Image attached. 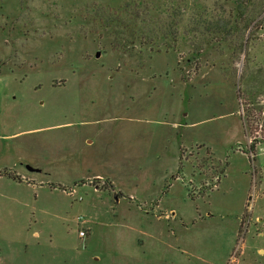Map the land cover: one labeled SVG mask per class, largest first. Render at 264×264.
I'll list each match as a JSON object with an SVG mask.
<instances>
[{
    "label": "rangeland",
    "instance_id": "obj_1",
    "mask_svg": "<svg viewBox=\"0 0 264 264\" xmlns=\"http://www.w3.org/2000/svg\"><path fill=\"white\" fill-rule=\"evenodd\" d=\"M125 1L0 0V264H264L236 85L264 79V10L246 27L238 0H188L198 31L150 49L103 27Z\"/></svg>",
    "mask_w": 264,
    "mask_h": 264
},
{
    "label": "trees",
    "instance_id": "obj_2",
    "mask_svg": "<svg viewBox=\"0 0 264 264\" xmlns=\"http://www.w3.org/2000/svg\"><path fill=\"white\" fill-rule=\"evenodd\" d=\"M188 5V0H165L156 6L153 5V2L147 3V1L143 0L141 2L125 1L123 5L116 9L103 6V27L111 29L115 39H121L119 42L134 44L132 41L140 39L141 45L149 44L150 49H153V43H155V47H158L160 46L158 41H161L166 48H174V44L179 41L181 35H187L190 31L196 33L199 29V26L197 29L191 26L187 28L188 30H181L180 25L184 19L185 11L188 9ZM263 10L264 0H238L235 6V16L246 21V27H249V23L260 16ZM129 12L131 14L127 17L126 14ZM210 17L213 21L211 22L213 24L210 26L213 27L210 28L209 32L220 33L224 31L226 34L229 33L232 23L229 25V22L225 21V18H222L223 16L221 15ZM237 22L238 19L234 18V23ZM234 25L238 27L237 24ZM142 37L146 39L145 42ZM128 38L131 41H128ZM224 39L225 37H223L222 41ZM167 40L174 44L168 46L169 44H165ZM251 81H254V88L250 86ZM256 81H261L264 84V79L259 75V69L248 68L244 73L243 71L241 72L238 83L235 82L236 85L238 84L237 98L240 99L242 106L241 120L244 134L250 139L246 150L249 153L251 161H254L256 158L258 146L264 143V98H262L264 97V88H258ZM224 163L220 169L218 181H220L221 177L225 176V171L229 164L227 160ZM180 171L181 169L179 168L177 173L172 176V179ZM6 175L13 176L9 173H6ZM167 186L165 185V188H168ZM191 197L193 198L192 195Z\"/></svg>",
    "mask_w": 264,
    "mask_h": 264
},
{
    "label": "crops",
    "instance_id": "obj_3",
    "mask_svg": "<svg viewBox=\"0 0 264 264\" xmlns=\"http://www.w3.org/2000/svg\"><path fill=\"white\" fill-rule=\"evenodd\" d=\"M180 77V76H179ZM186 90V89H185ZM184 90V91H185ZM181 92H182V88L180 87V94H181ZM183 121H184V119L181 117V116H179V118L173 123L174 125H175V128H179L181 125H182V123H183ZM177 170V169H176ZM225 174H226V171H225ZM93 177H95V178H100V179H102L103 177H106V176H102V175H95V176H93ZM89 179V178H88ZM221 179H222V177H221ZM220 179V180H221ZM113 182V181H112ZM182 183V184H184L185 182H184V179H183V177H182V175H181V171H180V173H178L177 174V176L173 179V181H172V183H170V185H169V187H171L173 184H175V183ZM185 186H186V183H185ZM77 188V187H76ZM94 189L95 190H97L95 187H94ZM74 190H75V188H74ZM188 195L191 197V195L189 194V192H188ZM133 197H134V195H132ZM194 198V197H193ZM158 200V201H157ZM162 200H163V198L162 197H158V199H156V204H158V202L160 203V202H162ZM240 220V219H239ZM240 224V223H239ZM89 227V226H88ZM237 227H238V223H237ZM237 231H238V229H237Z\"/></svg>",
    "mask_w": 264,
    "mask_h": 264
},
{
    "label": "built area",
    "instance_id": "obj_4",
    "mask_svg": "<svg viewBox=\"0 0 264 264\" xmlns=\"http://www.w3.org/2000/svg\"><path fill=\"white\" fill-rule=\"evenodd\" d=\"M79 219H81V220H79L81 223H84V220L82 219V217H80ZM79 235L81 237H84L85 236V230L84 229L79 230Z\"/></svg>",
    "mask_w": 264,
    "mask_h": 264
},
{
    "label": "water",
    "instance_id": "obj_5",
    "mask_svg": "<svg viewBox=\"0 0 264 264\" xmlns=\"http://www.w3.org/2000/svg\"><path fill=\"white\" fill-rule=\"evenodd\" d=\"M97 56H99V54H97Z\"/></svg>",
    "mask_w": 264,
    "mask_h": 264
}]
</instances>
